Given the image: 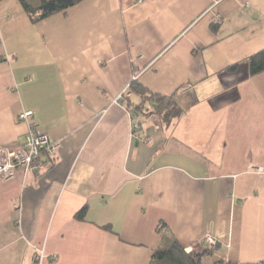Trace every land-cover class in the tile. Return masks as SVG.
Returning <instances> with one entry per match:
<instances>
[{
	"label": "crops",
	"instance_id": "crops-1",
	"mask_svg": "<svg viewBox=\"0 0 264 264\" xmlns=\"http://www.w3.org/2000/svg\"><path fill=\"white\" fill-rule=\"evenodd\" d=\"M263 48L264 0H83L38 23L0 0V147L23 146L24 111L59 146L0 177V264H150L163 223L185 250L217 240L202 264L264 261ZM133 82L184 116L133 115Z\"/></svg>",
	"mask_w": 264,
	"mask_h": 264
},
{
	"label": "trees",
	"instance_id": "trees-1",
	"mask_svg": "<svg viewBox=\"0 0 264 264\" xmlns=\"http://www.w3.org/2000/svg\"><path fill=\"white\" fill-rule=\"evenodd\" d=\"M25 11L33 23L43 21L55 14L66 13L69 9L76 6L83 0H19ZM215 30L216 28L213 27ZM249 74L251 77L264 73V48L252 54L247 59ZM239 64H234L227 67L225 70L228 72H235ZM131 91L137 95L142 96V103L137 105L134 112L142 111L144 115L149 113H157L160 115L162 121L167 125H172L175 120L184 116L185 110L181 109L174 96H163L151 93L139 82L131 84ZM55 160V159H54ZM87 213V207H84L80 212L75 215L79 221H84ZM166 224L159 226V232L163 235V246L157 250L153 256L150 264H202V257L208 254L209 251L204 253H187L185 248L180 245L176 238L167 230L166 234L162 233L166 229ZM218 247V246H217ZM224 264H238L226 262ZM252 264V263H247ZM256 264H264L261 261Z\"/></svg>",
	"mask_w": 264,
	"mask_h": 264
},
{
	"label": "built area",
	"instance_id": "built-area-1",
	"mask_svg": "<svg viewBox=\"0 0 264 264\" xmlns=\"http://www.w3.org/2000/svg\"><path fill=\"white\" fill-rule=\"evenodd\" d=\"M218 23V21H217ZM130 97L129 89L125 90L122 97ZM137 115V114H133ZM19 120L26 122L29 126V132L23 146L19 150H11L0 147V177L5 180H11L18 171L25 174L30 173L40 176L52 166L58 151V144L53 142L48 134L42 132L34 120V114L31 111H24L19 115ZM139 124L133 125V130L137 131ZM259 174H263V169H255ZM199 250H187V253H203L214 250L218 242L211 236H205L198 243ZM45 258L43 251H39V259Z\"/></svg>",
	"mask_w": 264,
	"mask_h": 264
},
{
	"label": "rangeland",
	"instance_id": "rangeland-1",
	"mask_svg": "<svg viewBox=\"0 0 264 264\" xmlns=\"http://www.w3.org/2000/svg\"><path fill=\"white\" fill-rule=\"evenodd\" d=\"M28 1H29V2H33V0H28ZM259 51H260V50H259ZM233 65H234V64H233ZM203 253H204V252H203ZM207 258H208V257H207ZM207 258H206V259H207ZM210 259H211V258H210ZM218 264H220V263H218Z\"/></svg>",
	"mask_w": 264,
	"mask_h": 264
}]
</instances>
